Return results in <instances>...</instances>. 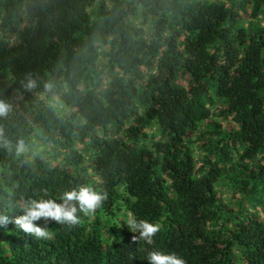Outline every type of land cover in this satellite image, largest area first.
I'll use <instances>...</instances> for the list:
<instances>
[{"label": "trees", "instance_id": "16d2710c", "mask_svg": "<svg viewBox=\"0 0 264 264\" xmlns=\"http://www.w3.org/2000/svg\"><path fill=\"white\" fill-rule=\"evenodd\" d=\"M0 104V264H264V0H0Z\"/></svg>", "mask_w": 264, "mask_h": 264}, {"label": "clouds", "instance_id": "9594fccd", "mask_svg": "<svg viewBox=\"0 0 264 264\" xmlns=\"http://www.w3.org/2000/svg\"><path fill=\"white\" fill-rule=\"evenodd\" d=\"M7 111V106L0 104V114ZM19 150H23L20 146ZM107 194L95 191L87 185L66 191L60 197V203L54 199H32L29 200L24 208V214L12 221L22 231L30 233L37 238L48 239L50 233L42 227L37 226L34 221L45 218L55 220L60 224H76L79 218L75 215L78 208L85 216H92L106 199ZM75 203H72V202ZM78 206V208H77ZM9 223V218L0 214V227ZM126 225L132 233H138L132 240L137 242L143 240L146 244H153V237L161 229L159 223H150L146 220H137L131 213H128ZM149 264H185V261L175 254L164 253L162 251H152L147 255Z\"/></svg>", "mask_w": 264, "mask_h": 264}]
</instances>
